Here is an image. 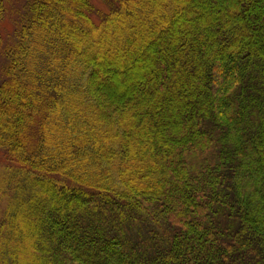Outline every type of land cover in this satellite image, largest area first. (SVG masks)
Instances as JSON below:
<instances>
[{
	"label": "trees",
	"instance_id": "trees-1",
	"mask_svg": "<svg viewBox=\"0 0 264 264\" xmlns=\"http://www.w3.org/2000/svg\"><path fill=\"white\" fill-rule=\"evenodd\" d=\"M12 3L0 264H264V0Z\"/></svg>",
	"mask_w": 264,
	"mask_h": 264
},
{
	"label": "rangeland",
	"instance_id": "rangeland-1",
	"mask_svg": "<svg viewBox=\"0 0 264 264\" xmlns=\"http://www.w3.org/2000/svg\"><path fill=\"white\" fill-rule=\"evenodd\" d=\"M112 1L115 2V0H112ZM91 3L93 5L94 11H95V14L91 18H92V21H94V22H96L98 24V23H100V16L102 14H108V12H109V8H108V5H107V0H91ZM3 4H4V12L2 13V18L0 19V36L3 37L2 38L3 41H6L8 39V37L6 36V33L3 30L4 29H7L10 32V34H13V32H14L13 28L14 27L13 26H12L13 28L10 27L9 21H6V20L7 19L8 20L9 19L11 20V18H9V15L13 12L14 9H16V6H15V4L12 3V0H10L9 2H8V0H4L3 1ZM1 8H3L2 4H0V9ZM80 32H81V29H80ZM125 64H126V62H124V63L123 62H120L119 67H120V69L122 68L126 72H128L129 70H128V68L125 67ZM114 76L119 78V77H121V74L120 73H116V74H114ZM132 77H133V75L129 76L128 77L129 80ZM121 80H119V81H121ZM122 87H125V84H123V83L121 84V88L119 89V91H122V90L125 89V88H122ZM8 96H9L8 98L10 99V101H14V102L15 101L18 102V99H20L21 97L24 98L22 91L19 94V96H21V97H19V96H17V97H11L10 95H8ZM9 105H11V103H9ZM12 108H20V109H23L21 106L20 107H12ZM2 118H4V115H3ZM2 123H4V121Z\"/></svg>",
	"mask_w": 264,
	"mask_h": 264
}]
</instances>
